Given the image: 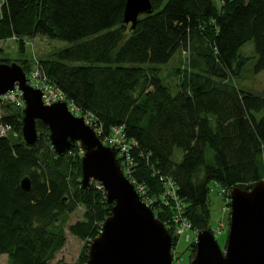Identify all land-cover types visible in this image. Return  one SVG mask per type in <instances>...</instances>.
Masks as SVG:
<instances>
[{"label":"trees","instance_id":"obj_1","mask_svg":"<svg viewBox=\"0 0 264 264\" xmlns=\"http://www.w3.org/2000/svg\"><path fill=\"white\" fill-rule=\"evenodd\" d=\"M5 1L0 41L15 38L20 53L26 38L68 45L40 60L38 69L64 101L91 116L100 140L122 127L134 141L132 179L155 198L151 211L169 235L171 210L158 199L159 177L173 181L183 214L198 232L209 230L211 184L249 190L262 179L264 91L240 90L235 80L249 60L238 53L247 43L255 56L251 73L264 72V0H220L217 6L212 0H149L151 13L139 16L132 30L122 24L126 0ZM182 50L188 62L175 68L169 87L161 68L175 56L182 61ZM20 65L27 76V61ZM20 115L4 116L0 124L20 133ZM36 127L48 132L39 122ZM44 141L27 148L21 139L0 138V255L8 264L53 261L65 242L59 220L80 205L81 220L67 226L80 241L95 238L109 215L104 193L92 198L91 187L79 193L77 147L57 157ZM174 149L182 153L177 163ZM26 177L29 192L20 187ZM85 263L82 253L74 264Z\"/></svg>","mask_w":264,"mask_h":264},{"label":"water","instance_id":"obj_2","mask_svg":"<svg viewBox=\"0 0 264 264\" xmlns=\"http://www.w3.org/2000/svg\"><path fill=\"white\" fill-rule=\"evenodd\" d=\"M150 13L149 0H126L122 24L132 30L139 16ZM15 88L24 103L20 135L25 147H35L39 122L47 128L50 148L57 157L76 145L81 150L79 193L90 182L98 183L104 193L109 215L88 243L85 264H171V237L122 175L114 150L101 144L83 117L69 111L66 101L44 105L42 91L28 84L20 64L0 63V96ZM20 187L29 192L30 180L22 179ZM194 250L189 264H264V181L249 190L235 187L229 191L223 251L209 230L197 232Z\"/></svg>","mask_w":264,"mask_h":264},{"label":"rangeland","instance_id":"obj_3","mask_svg":"<svg viewBox=\"0 0 264 264\" xmlns=\"http://www.w3.org/2000/svg\"><path fill=\"white\" fill-rule=\"evenodd\" d=\"M213 3L217 6L218 3ZM128 27V26H127ZM68 45L64 42L59 41H50L42 37H35L31 39H25V50L24 53H20L18 47V41L16 39H9L5 41H0V60H6L8 63H22L23 61H27L29 67V71H32L35 67H37V63H39L42 59H47L51 56L55 51L67 47ZM241 56L248 58V62L246 63L244 70L242 72V76H245L247 79L250 80V83H255L254 87L256 88H264V72H260L256 75L251 73L252 66L255 62V56L253 52V46L251 43H247L243 45L238 52ZM183 66V62L180 61L178 56L173 58V61L168 65L161 68V75L165 79V81L169 84V87H174V71L175 68ZM188 72V71H186ZM256 76V78H253ZM255 79V80H253ZM244 80V79H243ZM249 83V82H248ZM235 85H237L235 81ZM20 108L14 105H0V119L7 115H20L21 113ZM86 123L88 126L92 128L91 121H88L86 118ZM38 133V141L45 142L44 140L47 139L48 132L44 131H37ZM9 138L12 142H15L19 139L23 142V139L20 133L13 131ZM48 140V139H47ZM77 147V151L73 154V158L75 157L77 161L80 160L82 155L81 150ZM181 151L178 149L173 150V154L171 160L175 163L180 161L181 158ZM204 160L206 164H211L213 161V153L212 151L206 149L204 151ZM88 187H91V195L90 197L95 198L98 194L103 195V191L100 188L98 183L90 182ZM87 187V188H88ZM223 196L227 197L226 194ZM224 198L218 191V188L210 187L207 195V209H208V220H207V227L209 231L213 235L219 249L221 251L224 250L225 247V239L228 229V214L229 211H226L224 215H221L220 211L223 208ZM227 208L229 209V202H227ZM84 212V208L80 205L78 206L71 214L66 215L59 220V228H61L64 232L65 242L63 247L59 250V252L55 255L53 261L49 264H55L56 262H63L67 264H74L78 257L82 253H87L88 250V243L86 241H80L79 239L71 236L67 232V226L73 224L76 221L81 220V216ZM203 212L202 214H204ZM153 214V213H152ZM218 226L220 229H218ZM216 231H219L216 233ZM187 235L189 236L190 241L187 243L184 241V236L178 237L175 243V254L174 259L176 260L177 264H189L190 260H192L194 256V243L191 244V240L193 239V232H188ZM190 245V247H189ZM0 264H8V258L6 255H0Z\"/></svg>","mask_w":264,"mask_h":264},{"label":"built area","instance_id":"obj_4","mask_svg":"<svg viewBox=\"0 0 264 264\" xmlns=\"http://www.w3.org/2000/svg\"><path fill=\"white\" fill-rule=\"evenodd\" d=\"M217 1L218 0H214V2L218 3ZM5 7H6V1L0 0V20L2 19ZM11 39H15V38H11ZM180 55L182 57L183 65H186L189 57L187 54V50H182ZM27 79H28V84L31 87L35 89H40L42 91V101L44 105L49 106L55 102L64 101L63 95L59 92L58 89H56L51 84H49L46 77L41 73L38 67H35L32 71L29 72V74L27 75ZM5 104L14 105L20 109L24 108L22 95L21 92L18 90V88H15L13 91H10L0 96V105H5ZM67 104L69 111L77 117L82 116L85 124H87L86 118L88 119V121H92L91 116L80 115L78 113V110L75 109L72 106V104L70 103ZM13 131L14 130L11 125L7 123L0 124V138H9V135ZM93 131L99 139V131L95 129H93ZM100 142L103 146L112 148L114 150L115 159L121 169L122 175L132 185L139 200L150 208V206L154 203L155 198H149L148 196H146L145 186L136 183L132 179V173H131L132 159L130 157V151L135 147L134 141L126 139L124 137L122 127H114L110 129L107 136L103 137L102 140H100ZM260 159L263 165V176L261 180L264 181V148L263 147H261ZM159 181L162 186V193L158 196V199L161 201L163 205H169L171 210V214L169 215V219H168V227H167L168 229H170L173 238H175L174 244H172L171 242V248H170L171 264H177L176 260L174 259L175 243L177 241V238L184 236V241L188 243L190 239L187 233L193 232L194 236L191 242L195 244V237L198 231L191 230V226L183 214L185 205L183 201L179 199V197L177 196L176 193L177 188L173 183V181H171V179L168 177H159ZM211 187L218 188V186L215 184H211ZM218 191L224 198L223 208L220 211L221 215H224L226 211H229V209L227 208V202H229L230 190H224L222 188H218ZM223 194H226L227 197L223 196ZM218 229H220L219 226ZM218 232L219 231H216V233ZM171 235L170 237H172Z\"/></svg>","mask_w":264,"mask_h":264},{"label":"crops","instance_id":"obj_5","mask_svg":"<svg viewBox=\"0 0 264 264\" xmlns=\"http://www.w3.org/2000/svg\"><path fill=\"white\" fill-rule=\"evenodd\" d=\"M241 57H244V56H241ZM244 58H246V57H244ZM245 65L242 67V69L238 72V75L236 76V80L235 81H236V83L238 85L237 87L240 90L249 91V92H252V93H261V92H263L264 88H261V89L260 88L258 89L257 87L255 88L254 87L255 83H250L249 79H247L245 76H242V72L244 70ZM253 78H256V76H253ZM253 80H255V79H253Z\"/></svg>","mask_w":264,"mask_h":264},{"label":"flooded vegetation","instance_id":"obj_6","mask_svg":"<svg viewBox=\"0 0 264 264\" xmlns=\"http://www.w3.org/2000/svg\"><path fill=\"white\" fill-rule=\"evenodd\" d=\"M191 261V260H190Z\"/></svg>","mask_w":264,"mask_h":264}]
</instances>
